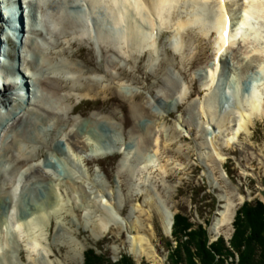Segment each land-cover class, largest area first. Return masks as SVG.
<instances>
[{"label":"rangeland","instance_id":"rangeland-1","mask_svg":"<svg viewBox=\"0 0 264 264\" xmlns=\"http://www.w3.org/2000/svg\"><path fill=\"white\" fill-rule=\"evenodd\" d=\"M42 1L53 4L54 0ZM183 2L178 5L173 19L190 16L188 11L192 6L186 7ZM0 3L2 7L5 5L3 0ZM36 5L30 4V7L37 9L36 22L45 30L41 9ZM43 8L49 10L48 5ZM3 14L5 20H9L4 10ZM27 23L25 14L17 27L19 39L12 33L6 34L13 42L9 48L12 54L9 63L19 66L31 79L40 71H31L24 64L23 57L33 62L37 57L32 45L21 44L22 33L29 34L34 42L45 47L46 55L47 41L52 37L44 39L29 33ZM170 26L161 33L157 45L160 52L157 50L152 58L148 54L123 58L113 50L103 53L95 37L91 42L78 43L73 49L81 58L71 62L74 68L66 70L63 75L74 81L79 79V85L90 81L96 87H106L107 92L92 96L85 90L69 91L74 98L71 103L59 105L55 100L56 108L65 105L69 110L74 108L75 112L66 113L63 118L46 117V125L39 128L44 140L54 148L30 138L15 149L16 157L28 156L33 147L41 145L45 156L36 157L28 166L14 168V158L0 152V170L5 174L0 180V202L3 200L0 204V264H84L85 253L90 248L107 255L112 261L128 254L135 264H172L169 243L173 247L178 244L173 235L176 214H185L193 223L203 225L207 230L208 245L220 239L230 244L238 228L235 224L238 209L248 201L264 205V116L253 117L249 132H241L237 141L224 145L222 152L226 158L222 162L213 158L210 144L216 133L219 134L218 146L225 137L232 135L230 121L239 115L231 112L236 109L234 102L241 99L238 88L243 86L247 92L255 83V88H264L261 67L255 60L250 68L241 69L242 62L244 64L247 60L238 52L241 45L238 39L234 52L226 59L224 74L220 73L213 87L217 91L216 116L212 119L210 115L209 118L202 109L207 90L199 76L206 72L212 61L214 63L215 54L219 53L214 43L217 34L212 31L202 36L195 27L176 34L174 25ZM0 38L6 40L1 28ZM173 38L184 45L183 53L173 50ZM128 47L126 44L124 48ZM87 61L98 67L105 63L109 76L98 71L83 72L81 66ZM54 63L57 61L51 66ZM12 77L5 82L11 81ZM2 85L0 82V89L4 90ZM187 90L190 91L189 97L168 110L175 97L180 94L183 97ZM18 100L10 119L5 115L2 118L5 121L0 123V147L3 140L10 143L12 139L15 128L10 125L16 112L21 115L26 107H32L21 97ZM8 107L0 102V113L7 111ZM225 113L226 120H222ZM88 124L91 125L90 131L87 130ZM70 133L75 135L70 136ZM113 137L118 139H114L113 146L98 144L100 148L96 149L99 138H108L111 145ZM137 143L144 154L154 157V163L139 157ZM55 147L62 154L55 156ZM88 160L93 161L89 164ZM35 166L40 167L39 175L30 170ZM68 178L71 182L66 181ZM54 188L60 205L49 208L52 210L48 212L44 210V223L33 226L31 232L18 228L14 216L25 208L32 212L40 200L49 205L47 202ZM83 193L87 194L86 198ZM5 202L10 207L4 208ZM154 202L165 205L173 213L169 233L153 207ZM228 203L232 208L229 220L222 223L219 232L213 231L221 210H225ZM6 216L10 222L4 226L1 219ZM244 222L242 220L239 224L241 231ZM138 234L152 238L157 262L147 257H142L139 262L129 251L131 236ZM34 241L37 242L35 246ZM225 254L223 251L221 255L224 264H238L236 249L232 247L231 256ZM195 259L200 263L197 257Z\"/></svg>","mask_w":264,"mask_h":264},{"label":"bare ground","instance_id":"bare-ground-1","mask_svg":"<svg viewBox=\"0 0 264 264\" xmlns=\"http://www.w3.org/2000/svg\"><path fill=\"white\" fill-rule=\"evenodd\" d=\"M3 2L5 3L3 7L1 5L2 2L0 3V28L6 36V40H0V82L4 84L2 85L4 90L0 89V102H3L5 106L9 105L10 108L8 107L7 111L0 113V123L5 121L2 120L5 115L10 119L12 111L18 106V97L26 100L29 106L30 104L32 105V107H26L21 115L16 112L13 116L14 121L10 125V127L14 126L15 128L12 139L10 143L3 140L0 147V152L5 155L7 154L9 158H14V168L28 166L36 157L45 156V151L41 148L42 143H46L47 147L53 146V144L44 140V136L39 131V128L43 127L44 124L46 125V117L55 116L63 118V115H66V113L69 115L75 112L74 108L69 110L65 106L74 99L73 95L69 94V91L81 92L85 90L92 96L107 92L106 87H96L90 81L79 85L77 83L79 79L74 81V79L71 80L63 75L66 70L74 68L71 62L73 63L77 58H81L79 53L73 51L74 48L76 49V45L85 41L91 42L92 37H95L100 42L103 53L113 50L116 53L122 54L123 58H129L133 54H143V56L148 54L152 58L157 50V52H160L157 45H159L158 39L161 33L163 30L167 31L171 27V24L174 25L173 31L176 34L184 33L185 30L192 27H195L197 32L202 36H207L214 31L217 34L214 43L219 53L215 54L214 63L212 61L206 72L201 73L199 76L203 88L207 90L205 99L202 101V109L209 118L212 115V119L216 116L214 108L217 106L215 100L217 91L213 87L217 82L218 76L224 74L226 59H228L230 53L234 52L238 39L241 40L238 52L244 54L243 59L247 60L244 64L242 62L241 69L250 68L251 64L256 60L259 67H261V73L264 75V0H241L240 2L239 0H54L53 4L50 0L48 4L43 1L41 3V0H3ZM182 2L185 6L187 5L186 7L192 6V9L188 11L190 16L187 18L180 16L177 19H173L172 17L176 14L175 11L178 5ZM34 3L41 9L42 14L40 16H42L43 22H45V24L43 23L45 30L36 22L38 18L36 16L37 9L35 10L34 8L33 10L30 7V4L33 5ZM43 5H48L49 10L44 9ZM2 8L9 20H5V13L3 14ZM25 8L28 9L26 13ZM19 9L21 14L19 13ZM74 11L79 13H74ZM81 12L82 14H80ZM25 14L27 15L28 23L26 26H28L29 33H34L44 39L52 37L50 38L52 39L51 41H47L49 46L46 48L48 54L46 55L43 51L45 47L41 46L37 41L34 42L29 34L22 33L21 44L25 43L29 47L32 45L33 52L37 57V60L35 59L34 62L23 57L24 64L31 71H40L37 75L34 73L31 79L27 78L28 76H26L19 66L16 67L12 63H9L12 57L9 48H11L13 42L9 35L6 34L12 33L19 39L18 35H16L17 27L22 23ZM173 20L174 23H172ZM22 27L24 31V21ZM172 41L171 46L173 50L183 53L184 45L178 42L177 38H173ZM109 44H112L113 47H110ZM126 44L129 46L127 49L124 48ZM39 54L42 55L40 56ZM4 56L6 58L3 59ZM55 60L57 63L51 66V63L55 62ZM81 69L83 72L98 71L105 77L109 76L105 63L102 67L101 65L98 67L94 66L92 61H87L82 64ZM11 77V81L5 82V79ZM255 84H252L251 90L248 89L247 92L243 86L238 88L237 91L241 95V99L236 103L234 102L233 106L236 109L231 112H236L239 115L230 121L233 127L232 135L225 137L218 146L217 140L219 134L216 133V138L210 143L213 146L211 147L213 158L215 157V159H219L222 162L226 158L222 152L224 145H231L237 141L236 139L240 138L241 132H249L253 117L264 116V101L262 99L264 88H258V86L255 88ZM30 93L33 96H30ZM184 94L183 97L181 94L175 97L168 110L170 108L174 109L175 106L177 107L185 97L188 98L190 91L187 90ZM55 100H58L57 103L59 105L65 104L61 107L63 109H58L54 106ZM51 101H54V104ZM226 115L227 113L222 115V120H226L224 118ZM94 126L92 125V127ZM87 130H91L90 124H88ZM73 134L70 133V136ZM87 134H90L92 137L91 133ZM30 138H33V141L41 145L33 147L28 156L20 154L21 156L16 157L15 149H18L22 142L27 143ZM95 138L97 139L98 137ZM107 139L99 138L100 141L95 145L96 149L100 148L98 144L101 147H111L114 145L115 140H118L113 137L111 139L112 143L109 145ZM137 146V152H140L139 157H142V160H147L150 163L155 162L152 155L144 154L140 144ZM34 152L35 154H33ZM54 152L55 156L62 154L56 147ZM214 152L216 155H214ZM92 161L88 160V163L90 164ZM30 170L32 174L39 175L41 173L38 166L31 167ZM4 177L5 174L0 170V180ZM66 181L71 182L70 178L66 179ZM83 196L86 198L87 194L83 193ZM2 202L3 200L0 204ZM47 203L49 205L40 200L35 203L38 206L32 212H27V208H25L23 212L21 211L16 214L14 216L15 225L26 232H31L33 226H39L42 222L44 223L46 214L44 210L46 209L48 212L52 210L49 208L60 205L55 188L54 190L52 189L51 198ZM3 206L4 208L10 207L6 202ZM153 207L159 214L165 231L169 233L172 220L174 219L173 213L165 205L164 208L158 202H154ZM225 207V210H221V216L216 220L212 228L213 231L219 232L222 223L229 220V215L232 211L230 203ZM29 214L30 217L27 216ZM1 220H3L4 226L10 222L7 216ZM36 244L37 242L34 241V246ZM129 251L139 262L142 257H147L157 262L155 246L153 245L152 238L148 236L141 234L131 236ZM0 263H2L1 257Z\"/></svg>","mask_w":264,"mask_h":264},{"label":"trees","instance_id":"trees-1","mask_svg":"<svg viewBox=\"0 0 264 264\" xmlns=\"http://www.w3.org/2000/svg\"><path fill=\"white\" fill-rule=\"evenodd\" d=\"M242 220L245 222L241 231L239 224ZM235 224L238 228L235 229L230 244L220 239L208 245L207 230L203 225L193 223L185 214H176L173 235L178 244L173 247L172 243H169L172 248L171 263L224 264L221 258L223 251L225 255L231 256L233 247L239 253L238 264H264V205L260 202H245L238 209ZM185 256L186 259L183 258ZM196 257L200 263L196 262ZM84 264H135V261L128 254L112 261L107 255L99 254L96 249L90 248L85 253Z\"/></svg>","mask_w":264,"mask_h":264}]
</instances>
